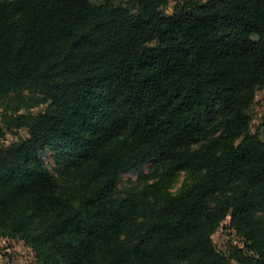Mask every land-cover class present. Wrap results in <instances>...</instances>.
Listing matches in <instances>:
<instances>
[{
    "label": "trees",
    "instance_id": "1",
    "mask_svg": "<svg viewBox=\"0 0 264 264\" xmlns=\"http://www.w3.org/2000/svg\"><path fill=\"white\" fill-rule=\"evenodd\" d=\"M258 89L264 0H0V102L47 105L0 143V228L39 264H264ZM57 145L71 185L40 156ZM228 217L245 243L229 256L213 240Z\"/></svg>",
    "mask_w": 264,
    "mask_h": 264
},
{
    "label": "rangeland",
    "instance_id": "2",
    "mask_svg": "<svg viewBox=\"0 0 264 264\" xmlns=\"http://www.w3.org/2000/svg\"><path fill=\"white\" fill-rule=\"evenodd\" d=\"M102 2L103 0H96ZM207 1V0H200ZM121 4H126L128 0H118ZM174 3L171 2L164 7V11L171 13ZM21 96L13 94L0 102V143L9 145L13 142L29 136L25 127H18L19 117L28 113H40L47 105H42L31 110H17ZM252 115L251 128L253 131L264 130V90L258 89L255 98L250 106ZM61 145L48 146L40 153L46 167L54 174L61 186L73 184L72 168L69 164L70 156L63 151ZM159 167L154 162H149L141 168H131L122 175L119 180L118 189L124 193L127 188L133 187L140 181V177L152 180L158 172ZM186 183V174L179 173L173 183L172 191H179ZM213 240L219 251L226 255L235 252L236 248H245L242 238L235 234L230 228V217L223 221L221 226L214 232ZM0 264H39L35 251L26 245L25 241L19 237L5 234L0 228Z\"/></svg>",
    "mask_w": 264,
    "mask_h": 264
}]
</instances>
